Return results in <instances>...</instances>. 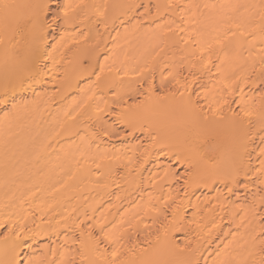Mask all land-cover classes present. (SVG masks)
<instances>
[{"label":"bare ground","instance_id":"obj_1","mask_svg":"<svg viewBox=\"0 0 264 264\" xmlns=\"http://www.w3.org/2000/svg\"><path fill=\"white\" fill-rule=\"evenodd\" d=\"M261 85L264 0H0V264H264Z\"/></svg>","mask_w":264,"mask_h":264},{"label":"rangeland","instance_id":"obj_2","mask_svg":"<svg viewBox=\"0 0 264 264\" xmlns=\"http://www.w3.org/2000/svg\"><path fill=\"white\" fill-rule=\"evenodd\" d=\"M52 10H53V11H52L53 13H51V16H54V15H55V14H54L55 11H59V7H58V5H53V6H52ZM136 18H137V19H138V18L140 19V16H136ZM134 20H135V19H134ZM131 22H133V20L130 21V23H131ZM126 25H129V23L126 24ZM261 87H264V85H261ZM258 91H259V89H258ZM181 172H182V169H179V170L177 171V173H178V174H177V182H182L181 178H183V177H182L181 174H180ZM179 174H180V175H179ZM178 178H179V179H178ZM240 196H242V197H241V198H238V199H239L238 201L241 202V201H243L242 199H243L244 197H243V195H240ZM246 203H249V200H246ZM45 241L47 242V240H45ZM45 241H41L40 243L43 242V243L45 244V243H46ZM37 246H38V245H37ZM38 248H39V247H38ZM38 248H37L36 250H38ZM38 251H39V250H38ZM24 262H25V261H23V263H24Z\"/></svg>","mask_w":264,"mask_h":264}]
</instances>
